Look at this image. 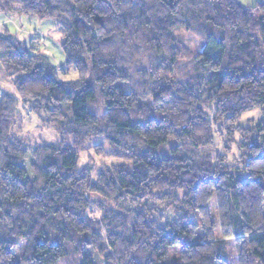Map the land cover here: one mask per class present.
I'll return each mask as SVG.
<instances>
[{"label": "trees", "instance_id": "1", "mask_svg": "<svg viewBox=\"0 0 264 264\" xmlns=\"http://www.w3.org/2000/svg\"><path fill=\"white\" fill-rule=\"evenodd\" d=\"M0 12L52 18L60 72L77 74L60 80L0 33L16 90L0 92V264H166L171 247L169 264H264V0H0ZM19 102L59 141L12 136ZM252 108L260 118L237 124ZM93 136L123 160L94 178L78 167Z\"/></svg>", "mask_w": 264, "mask_h": 264}, {"label": "rangeland", "instance_id": "2", "mask_svg": "<svg viewBox=\"0 0 264 264\" xmlns=\"http://www.w3.org/2000/svg\"><path fill=\"white\" fill-rule=\"evenodd\" d=\"M242 6H253L257 2L262 0H236ZM0 12V17H4V20H0V33H3L4 30H7V33L11 36L14 35L20 40H22L26 47L39 50L43 53L49 60V62L54 65L57 69L58 77L62 81H71L77 78V74L70 70L67 73H61L60 70L63 68L64 55L59 46V31L55 28V21L52 18H42L39 19L35 16H24L18 14L7 15ZM22 16V17H20ZM12 18V21H7ZM15 18V19H13ZM37 37L36 40H31L34 36ZM174 37L176 40L182 44L184 47H187L191 52L197 53L202 48V41L199 36H193L190 32L185 31L182 28H176L173 31ZM62 77H71L64 79ZM0 92L14 96L16 90L14 84L11 80V77L7 76L0 69ZM97 112H101V108L96 105ZM28 107L23 103L19 102L17 108V117L14 125L11 128V134L14 137L23 139L26 142H29L32 148L38 144H49L56 143L59 141L58 136L55 130L51 126H47L42 122L41 118L30 114L27 111ZM261 113L258 108H252L242 113L238 121L236 122L239 125L246 126L249 122L256 121L260 118ZM102 126V124H100ZM239 136L234 135V141L238 142ZM214 143L219 149V141L215 137ZM234 144V143H233ZM232 154L228 156L229 162H232L233 155H238L236 147L231 145ZM222 151V150H221ZM111 147L107 144L103 136H93L84 141L81 150L79 151L78 167L86 169L92 178H94L97 172L104 168L105 166H112L115 164H120L123 162L121 158L113 155ZM32 159L27 156L23 163V166L30 173V163ZM88 197V196H87ZM147 201V200H145ZM144 201V202H145ZM149 207L155 205L160 213L165 208V204L157 203L154 204L151 201H148ZM157 212V211H156ZM159 213H156L158 215ZM214 218V217H213ZM215 222L216 219L214 218ZM216 240V239H215ZM224 240H232V237L225 238ZM20 251L18 248L17 252ZM180 252L179 247H171L168 249L167 261L166 264L171 263L175 258L178 257ZM99 262V261H98ZM70 263V262H68Z\"/></svg>", "mask_w": 264, "mask_h": 264}, {"label": "crops", "instance_id": "3", "mask_svg": "<svg viewBox=\"0 0 264 264\" xmlns=\"http://www.w3.org/2000/svg\"><path fill=\"white\" fill-rule=\"evenodd\" d=\"M20 17H22V16H20ZM0 20H4V17H0ZM7 21H12V18L9 19V20H6V21H2V23H5V22H7ZM0 25H1V23H0Z\"/></svg>", "mask_w": 264, "mask_h": 264}, {"label": "clouds", "instance_id": "4", "mask_svg": "<svg viewBox=\"0 0 264 264\" xmlns=\"http://www.w3.org/2000/svg\"><path fill=\"white\" fill-rule=\"evenodd\" d=\"M7 11H8V9L5 8V12H6V13H7ZM13 19H15V18H13ZM62 78H64V79H68V78H71V77H62Z\"/></svg>", "mask_w": 264, "mask_h": 264}]
</instances>
